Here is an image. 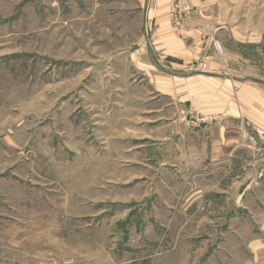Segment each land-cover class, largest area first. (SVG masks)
Returning a JSON list of instances; mask_svg holds the SVG:
<instances>
[{"label": "rangeland", "instance_id": "obj_1", "mask_svg": "<svg viewBox=\"0 0 264 264\" xmlns=\"http://www.w3.org/2000/svg\"><path fill=\"white\" fill-rule=\"evenodd\" d=\"M211 62L264 88V0H0V264H264L200 194Z\"/></svg>", "mask_w": 264, "mask_h": 264}, {"label": "crops", "instance_id": "obj_2", "mask_svg": "<svg viewBox=\"0 0 264 264\" xmlns=\"http://www.w3.org/2000/svg\"><path fill=\"white\" fill-rule=\"evenodd\" d=\"M225 72L224 66L211 62L200 74L206 88L195 99L196 109L218 117L216 124L193 135L200 194L231 206L229 215L237 227L233 233L264 259V88L236 85Z\"/></svg>", "mask_w": 264, "mask_h": 264}, {"label": "built area", "instance_id": "obj_3", "mask_svg": "<svg viewBox=\"0 0 264 264\" xmlns=\"http://www.w3.org/2000/svg\"><path fill=\"white\" fill-rule=\"evenodd\" d=\"M210 120H213V119H210L208 117H200V118L197 119V121H199V123H201V124H204L206 122H209Z\"/></svg>", "mask_w": 264, "mask_h": 264}, {"label": "bare ground", "instance_id": "obj_4", "mask_svg": "<svg viewBox=\"0 0 264 264\" xmlns=\"http://www.w3.org/2000/svg\"><path fill=\"white\" fill-rule=\"evenodd\" d=\"M218 49H219V51H222L220 45H218Z\"/></svg>", "mask_w": 264, "mask_h": 264}]
</instances>
